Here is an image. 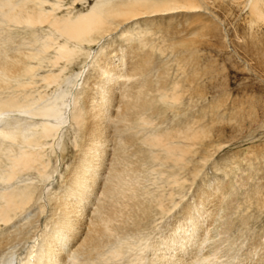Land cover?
<instances>
[{"label":"rangeland","instance_id":"374dc122","mask_svg":"<svg viewBox=\"0 0 264 264\" xmlns=\"http://www.w3.org/2000/svg\"><path fill=\"white\" fill-rule=\"evenodd\" d=\"M96 1L60 0L61 9L56 15L85 13ZM176 1L181 3L182 0ZM251 1L223 0L195 11L180 8L165 14H141L128 21L121 19L108 28L105 37H98L94 43L84 44L85 47L82 45L83 51L68 64L64 71L68 78L59 88L50 84L44 89L37 79V90L42 93L72 89L77 104L67 111V126L56 151L50 152L49 141L52 140L44 139L49 143L44 148L45 158H50L48 169L55 172L47 187L45 182L37 183L43 189L40 200L18 218L15 228L22 225L19 235L26 234L22 235L24 238L17 249L11 252L13 257L16 253L27 254L28 245H36L41 239V230L49 232L50 221L55 216L54 198L61 193L69 172L74 165L91 170L86 166L93 158L112 168L113 172L121 168L129 170L125 177L147 208L145 220L135 216L139 211L135 210L134 216L131 215L133 210L128 211L125 227L122 226L124 235L120 237L122 232L116 235L115 245L126 246L132 242L145 249L148 244L159 243L165 248L167 242L170 248L163 251V256L168 259L164 258L165 264H177V261L180 264L178 259H183L186 264H264V23L250 22ZM47 32L46 26L36 30L39 45L52 37ZM30 34V29H10L1 37L8 41L6 49L27 51ZM55 44L46 57L52 58L58 48V43ZM88 51L92 56L87 59L82 53ZM46 64L49 63L44 62L39 74H46L50 69L57 72L56 67ZM80 71L83 73L74 87L73 82ZM160 82L166 84L165 89H157ZM143 83L145 87H142ZM108 89H111L110 93L106 91ZM129 90H143L144 97L150 101L149 109L129 122L116 123L115 117L113 120L109 117L101 125L103 130L97 128L90 135L91 123L88 122L90 117L86 119V111L91 112V106L100 103L103 97L117 113L122 101L131 98L126 96ZM90 97L93 99L88 102ZM153 110L157 112L151 113ZM33 119H29L33 121L31 125L39 121ZM116 125L119 130L115 129ZM178 128L184 131L192 128L197 138L174 139L166 146L152 147L144 143L159 131L177 133ZM126 138H129L128 142L124 141ZM105 141L102 151L101 145ZM90 146L98 151L95 157L89 152L93 150ZM169 146H177L176 153L183 148L184 159L177 163L174 159L179 154L165 157V149ZM157 155L161 159H156ZM31 179H35V175L21 173L15 179L14 187L36 180ZM3 189L6 190L0 186V192ZM100 190L95 188L87 200L88 206L83 212L87 224L90 217L97 215L94 210L98 203L106 206V212L125 207V198L116 193L102 198ZM124 210L127 211L128 206ZM204 210L203 218L198 217V225L204 223L207 230L199 229L197 234L202 235L198 239L184 240L193 234V230L191 226L186 227L191 221L183 222L182 217L188 212L196 215ZM119 220L114 224L118 225ZM135 220L139 226H134ZM46 223L48 227H45ZM126 227L131 228L128 235L125 234ZM169 238L175 239L173 245L168 242ZM160 239L165 241L163 245ZM183 242L187 250L182 258L180 248L175 249L174 244L179 246ZM146 249L145 252L125 249L123 258L116 262L125 264L126 259L132 257L133 263L152 264L150 262L157 258L149 253L152 249ZM102 264H106L105 261Z\"/></svg>","mask_w":264,"mask_h":264},{"label":"bare ground","instance_id":"6f19581e","mask_svg":"<svg viewBox=\"0 0 264 264\" xmlns=\"http://www.w3.org/2000/svg\"><path fill=\"white\" fill-rule=\"evenodd\" d=\"M189 1L182 0L179 3L176 0H98L85 13H79L76 16L68 14L67 16H58L56 12L61 9L60 0H0V186L6 189L0 192V264H14L17 261L19 262L18 264H102L103 261L106 264H117L116 261L123 256L125 249L133 250V252H145L147 251L146 248L152 249L153 247L149 253L153 257L156 256L157 259H152L154 262L151 261L150 263L155 264L158 262L157 264H165L163 260L164 258L167 259V257L163 256V251H167L170 248V245L165 241V248L161 247L159 243L154 242H152L154 246L153 244H148V246L144 247L145 249L140 247V245L136 246L137 244L135 245L132 242H129L126 246L121 245V243L120 245L114 244L116 235L122 232V226L125 227V221L129 216L128 211L133 210L131 212L132 216H134L135 210L139 211L135 216L141 220H145L148 218L144 215L147 214V208L138 199L133 184L126 179L129 170L121 168L120 171L113 172L112 168H107L104 163H98L93 158L92 161H88L89 165L86 166L93 170H86L84 167L77 168L74 165L73 169L69 172L65 184L60 189L61 193H58L57 195L59 196L54 198L53 209L55 210V216L50 221L49 232L39 229V231L41 230V239L38 240L36 245H28L27 254L22 253L23 255H18L16 253L13 257L11 252L15 248L17 249V246L26 234L23 231L24 234L22 235L24 236L19 235L18 230L22 229V225L15 228L16 223L19 222L18 218L23 213L27 214L30 207L35 204V201L40 200L39 195L43 189L39 188L40 186L37 183L41 181L45 182L44 186L47 187V183L50 182V178L55 172L51 168L48 169L50 158H45L47 155L44 148L50 143V152L56 151L58 140L67 126V115H69L67 111L72 110V107H75L77 104V96H75V93H72V89L58 92H55V90L54 94L42 93L37 90V79H40L43 88L44 86L48 87L50 84H56L59 88L61 83L65 82L68 78L64 76V71L68 67V64L83 51L82 45L85 47L84 44H91L98 40L96 38L105 37L104 35L108 34V28L121 19L129 20V18L141 14L154 15L153 13L170 12L180 8L195 11L199 8H207L209 5L223 2V0ZM250 18V22L261 21L264 23V0L251 1ZM41 26H46L48 28V35L51 34L52 37L47 38L46 42L39 45L36 30H39ZM10 29H15L16 31L30 29L31 34L28 39L31 40L27 43L29 48L27 51H21L20 48L6 49L8 41L4 37H1V35ZM53 43H58L57 45L55 44L58 48H55L56 51L52 58L51 56L46 57ZM82 56L88 59L92 55L88 51L86 54L82 53ZM45 61L49 63L48 65L46 64L47 67H56L57 72L54 69H50V72L46 74H39L38 71L43 67ZM82 73L83 71H80L77 74L76 80L73 82L74 87L75 84L77 85V79ZM122 85L123 83L120 84V87ZM145 86L143 83L142 87ZM165 86L166 84L160 82L157 89H165ZM111 89L106 91L110 93ZM37 91L38 94H35ZM144 94L143 90H139L138 92L129 90L126 96H130L131 98L123 100L121 105L118 103L120 110L119 112L116 111L117 113L110 109L109 102L106 98L102 97L100 103L97 102L91 106V112L86 111V119L90 117V121L88 122L91 123L88 128L90 132L88 133L90 135L94 134L97 128L103 130L101 125L109 117L112 120L115 117L116 123L121 121L129 122L133 118H137L139 114L145 113L149 109L147 107L150 101L144 97ZM110 98L111 95L108 99ZM91 99L93 98H88V102ZM116 100L114 101H120ZM90 105L88 104V106ZM103 105L106 108L102 109ZM86 108L87 105L85 104L84 109L86 110ZM154 112L156 113L157 110H153L151 113ZM33 118L39 119L38 122L34 123L35 125H31L33 121L29 120ZM143 121L142 119V123ZM104 129L106 131L107 127L105 126ZM115 129L119 130V125H116ZM46 138L52 141L47 143V141H44ZM102 138L104 141V136ZM181 138L185 141L195 139L197 138V133L192 128L190 131L178 128L177 133H161L159 131L152 138L146 139L144 143L152 147L166 146L169 141L171 142L174 139L176 141ZM125 140L128 142L129 138ZM90 142L93 143L94 140L90 139ZM106 142L101 145L102 151ZM125 144L127 145V143ZM191 144L195 145L194 142ZM92 147L93 150L89 152L94 153L93 156L95 157L98 151H94V146H90V148ZM176 148L167 147L165 149V157L171 158V154H179L174 159L178 163L179 159H184L185 155L183 156V154L185 150L180 147L179 153H176ZM81 152L85 155L83 149ZM105 153L107 154V152ZM155 158L161 159L158 155ZM105 168H107V171H105ZM21 173L35 175L36 180L31 179L35 180V182L23 185L16 184L14 187L15 179L17 180V177ZM103 174H106L104 179ZM125 183L127 184L126 187ZM38 188L39 194L37 193ZM95 188L101 189L100 196L102 198L110 197V195L115 193L121 198H125L124 209L128 206V210L115 209L106 212V206L98 203V206L94 210L97 215L95 214L90 217L87 224L83 212L88 206L89 201L87 200ZM162 198H164V195ZM159 201L162 202L161 197ZM42 212L43 210L40 211V213ZM204 214L205 210L196 215L191 212L184 214L182 217L183 222L190 220L191 223L189 221L190 224H187L186 227L191 226L193 230V236L191 235L184 240L191 242L192 237H197L198 239L202 235L199 236L197 234L199 233V229L201 231L207 230L204 229V221L202 222L203 224L198 225L200 222L198 217L203 218ZM37 217L39 220L40 217ZM118 218H120L119 224H114V221L118 220ZM32 221L30 222L32 223ZM133 223L134 226H139L137 220ZM180 223L179 225L182 224ZM87 225L88 227L85 231ZM206 225L208 226V224ZM45 227H48L47 223ZM130 229L129 227L125 228L126 235H128L127 232ZM194 234L196 235L194 236ZM123 235L124 233L122 232L120 237H123ZM163 239H160L162 245L164 243ZM168 240L172 245V242H175L173 238H169ZM184 243H179V246L174 244L175 249L180 248L179 252L181 251L182 256H180L182 258L184 252L187 250L186 246L184 247ZM107 245H111L109 249L106 248ZM66 247H69L68 251L65 250ZM21 256L24 257L22 258ZM32 257H35L34 261H31ZM145 257L147 256L145 255ZM178 260L181 261L180 264H186V261L183 262V259ZM125 264L137 263H133L131 257L128 260L126 259Z\"/></svg>","mask_w":264,"mask_h":264}]
</instances>
